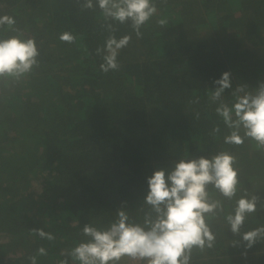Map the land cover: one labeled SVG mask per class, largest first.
I'll use <instances>...</instances> for the list:
<instances>
[{"label":"trees","instance_id":"16d2710c","mask_svg":"<svg viewBox=\"0 0 264 264\" xmlns=\"http://www.w3.org/2000/svg\"><path fill=\"white\" fill-rule=\"evenodd\" d=\"M85 3L0 0V16L15 20L0 26V40L31 38L39 51L30 73L0 77V264H32L31 257L79 264L67 253L88 239L85 224L105 228L118 210L143 224L155 170L221 152L235 158L237 192L229 199L207 186L220 202L206 214L215 241L193 248L190 264H264V237L251 248L242 238L264 227V146L242 126L243 143H225L234 129L216 111L264 82V0H154L158 11L140 39L131 21L106 19L97 0L92 9ZM109 24L117 39L131 41L119 52V70L104 73L95 50ZM65 32L73 43L59 39ZM225 71L231 87L213 101V81ZM245 196L258 197L256 211L234 234L226 217ZM120 264L144 262L125 257Z\"/></svg>","mask_w":264,"mask_h":264},{"label":"clouds","instance_id":"9594fccd","mask_svg":"<svg viewBox=\"0 0 264 264\" xmlns=\"http://www.w3.org/2000/svg\"><path fill=\"white\" fill-rule=\"evenodd\" d=\"M97 3L106 19L111 18L120 24L131 21L137 39L142 38L141 28L158 11L154 0H97ZM84 7L92 9L93 0H86ZM5 24L14 25V18L0 16V26ZM157 24L166 27L168 21L160 18ZM108 29L110 34L105 44L95 50L103 61L100 69L104 73L119 70V52L131 41L130 35L117 39V30L111 24ZM59 39L71 44L75 37L65 32ZM38 55L34 39L13 36L0 40V77L19 79L25 76L38 64ZM213 83L218 87L212 92L211 99L217 101L231 87L230 71L223 72ZM237 91L242 92L243 88L239 87ZM216 111L224 123L234 129L225 137V143L242 144L243 138L239 135L242 126L246 137L264 146V82L255 94L237 96L231 107L221 103ZM234 163L232 155L221 152L211 159H182L171 171L155 170L147 178L145 203L150 206L151 212L146 214L143 224L130 221L124 210H118L116 219L105 228L85 224L82 233L88 239L79 242L67 255L79 264H120L125 257L144 264H190L193 248H211L215 241L206 223V214L220 208V202L210 200L207 186L212 185L224 197L233 198L238 185ZM257 201V196L250 199L245 196L237 201L234 215L226 217L234 234H239L246 215L256 211ZM151 213H155V216ZM33 231L48 240L55 239L53 234L41 229ZM261 237H264V227L244 233L242 238L247 242L245 247L251 248ZM38 252L46 255L42 247ZM30 259L32 264H36L35 257ZM61 264L68 262L63 260Z\"/></svg>","mask_w":264,"mask_h":264}]
</instances>
